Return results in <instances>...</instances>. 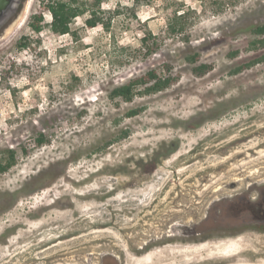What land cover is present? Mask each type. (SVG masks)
<instances>
[{
    "label": "rangeland",
    "instance_id": "1",
    "mask_svg": "<svg viewBox=\"0 0 264 264\" xmlns=\"http://www.w3.org/2000/svg\"><path fill=\"white\" fill-rule=\"evenodd\" d=\"M41 1L24 0L0 34V150L16 159L0 175V195L16 193L0 196V264H97L101 252L121 249L125 264H264V236L232 237L227 206L264 185V61L236 72L264 56L253 34L264 0H149L135 16L132 0H101L109 30L87 28L84 14L62 36L30 30ZM183 12L184 31L167 35ZM147 31L163 41L142 59L134 49ZM23 35L39 43L20 50ZM193 55L212 70L194 76ZM164 64L177 76L171 87L110 99ZM144 243L155 247L136 256Z\"/></svg>",
    "mask_w": 264,
    "mask_h": 264
},
{
    "label": "trees",
    "instance_id": "2",
    "mask_svg": "<svg viewBox=\"0 0 264 264\" xmlns=\"http://www.w3.org/2000/svg\"><path fill=\"white\" fill-rule=\"evenodd\" d=\"M89 0H42L40 9L29 17L28 26L33 34L39 35L44 28H47L51 34L62 36L71 33L70 25L72 21L84 14H88V17L84 20L87 28H95L101 25L105 30L110 28V18L106 22L101 17V0H93V3L88 4ZM149 0H132V6L129 11L135 16L137 10L144 4H148ZM48 12L50 15V22L44 23V12ZM117 12V11H116ZM186 14L183 12L178 16L171 19L166 26V34H180L184 31V22H187ZM74 35L75 33H71ZM255 36L254 43L259 48H264V24L257 26L253 30ZM188 40V39H187ZM39 43V39H31L28 35H23L16 43V47L20 50L30 49L31 42ZM163 41L161 35H154L147 31L143 37L139 40L140 45L134 49L136 53L142 59L148 58L156 53L160 48ZM264 61V56L259 59H255L249 63H246L239 68L236 72H240L243 69L249 68L256 63ZM199 55H193L189 60L191 72L196 77H202L212 70V65L206 63H199ZM74 79L77 78L74 76ZM177 82V76L171 73V68L164 64L162 71L158 69H149L148 71L136 75L124 84L115 87L109 93L110 99L119 98L124 102H131L136 96H148L161 92ZM142 109H134L127 113L128 117H133L139 114ZM35 146L42 147L48 142L43 133H38L34 139ZM176 147H169L167 155L173 153ZM22 153L27 155L29 151L24 147H21ZM16 163L15 152L13 149L0 150V175L10 170ZM45 171H40L36 176L27 179L21 187L24 192L25 187L34 184L36 181H40L42 174ZM42 186L38 185L35 189H40ZM35 189L29 190V194L34 192ZM26 192V191H25ZM16 193H3L0 196L12 197Z\"/></svg>",
    "mask_w": 264,
    "mask_h": 264
},
{
    "label": "flooded vegetation",
    "instance_id": "3",
    "mask_svg": "<svg viewBox=\"0 0 264 264\" xmlns=\"http://www.w3.org/2000/svg\"><path fill=\"white\" fill-rule=\"evenodd\" d=\"M21 7V2L17 7L16 11L3 10L5 11L3 14V18H0V34L4 31V29L12 23V21L18 15V12ZM256 188H250L244 195L243 198L240 196L232 197L229 201L228 211L231 212L232 219L231 224L234 226L232 237L238 236L241 234H249L251 236L262 235L264 236V185L261 186L258 192L255 193V196H252V193ZM71 234H64L55 237V240L51 245L55 242H58L59 239H69ZM264 243V241H262ZM166 244V240H161L157 243V246H164ZM155 247L153 245H148V243H144L143 246L138 247L133 253L139 257L145 256L150 250L148 248ZM264 253V251H263ZM144 254V255H143ZM93 258L91 255L85 256V260L87 263H93ZM125 254L120 251H103L99 254L97 264H125ZM37 262V261H33Z\"/></svg>",
    "mask_w": 264,
    "mask_h": 264
},
{
    "label": "water",
    "instance_id": "4",
    "mask_svg": "<svg viewBox=\"0 0 264 264\" xmlns=\"http://www.w3.org/2000/svg\"><path fill=\"white\" fill-rule=\"evenodd\" d=\"M20 2H21V7H20V10H19V12L21 11V9H22V4H23V2H24V0H0V18H3L4 16H3V14H4V12L5 11H3V10H6V12H7V10H10V11H16L17 10V7L19 6V4H20ZM18 12V13H19ZM7 16V15H6Z\"/></svg>",
    "mask_w": 264,
    "mask_h": 264
},
{
    "label": "bare ground",
    "instance_id": "5",
    "mask_svg": "<svg viewBox=\"0 0 264 264\" xmlns=\"http://www.w3.org/2000/svg\"><path fill=\"white\" fill-rule=\"evenodd\" d=\"M27 4H28V2H27ZM27 4H26V6H25V9H24V11H23V13H22L20 19H19V23H20V21L22 20V18L24 17V13H25V10H26V7H27Z\"/></svg>",
    "mask_w": 264,
    "mask_h": 264
}]
</instances>
